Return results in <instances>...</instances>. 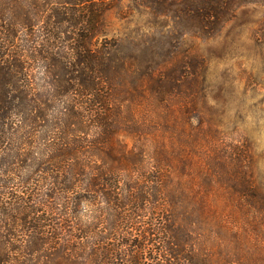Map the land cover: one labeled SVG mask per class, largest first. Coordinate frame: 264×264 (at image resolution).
Instances as JSON below:
<instances>
[{"label":"trees","instance_id":"obj_1","mask_svg":"<svg viewBox=\"0 0 264 264\" xmlns=\"http://www.w3.org/2000/svg\"><path fill=\"white\" fill-rule=\"evenodd\" d=\"M113 1L0 0V264H264L254 151L188 109L165 34L95 40ZM134 1L208 37L238 3Z\"/></svg>","mask_w":264,"mask_h":264},{"label":"rangeland","instance_id":"obj_2","mask_svg":"<svg viewBox=\"0 0 264 264\" xmlns=\"http://www.w3.org/2000/svg\"><path fill=\"white\" fill-rule=\"evenodd\" d=\"M233 16L212 36L181 34L170 15H157L134 0H114L104 12L95 40L103 37L170 41L153 62L188 64L189 81L177 92L191 100L208 123L228 139L254 151L257 182L264 194V0H236ZM204 63L203 90L198 63ZM137 73L145 69L140 66ZM195 124V120L193 121ZM254 171V172H255Z\"/></svg>","mask_w":264,"mask_h":264}]
</instances>
